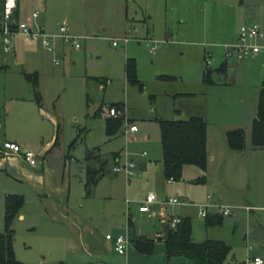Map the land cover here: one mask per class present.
Segmentation results:
<instances>
[{
    "label": "rangeland",
    "instance_id": "374dc122",
    "mask_svg": "<svg viewBox=\"0 0 264 264\" xmlns=\"http://www.w3.org/2000/svg\"><path fill=\"white\" fill-rule=\"evenodd\" d=\"M80 4L83 12L82 0L76 7ZM94 5L93 24L87 40L80 42L77 56L67 46L64 58L53 59L39 48L33 55L22 51L13 55L14 40L20 42L19 50L24 48L18 36L10 39L7 54L0 52V145L17 137L20 150L36 156L38 147L54 134V127L44 122L39 130L36 124L41 119L32 124L26 112H45L58 124L47 163L58 173L64 167L69 181L68 202L81 212L93 214L98 239L108 235L113 240L125 233L129 241L132 233L153 239L156 230L159 233L166 228L164 220L149 219L136 211L138 203L151 193L156 203L153 213L159 212V203L165 198L182 200L181 205L166 206L164 216L187 218L195 244L218 241L228 247L229 254L222 264H244L254 257L264 264V151L251 150L249 145L258 91L264 81V51L241 61L228 58L224 73L215 72L222 62L219 45L226 33L238 27L237 15L242 10L255 12L253 22L264 42V4L251 1L245 5L243 1L238 5L232 0H96ZM123 38L127 40L124 48L118 42ZM112 42L117 45L113 47ZM126 60L133 63L134 82L125 78ZM204 69L211 72L209 84L202 82ZM25 76L35 78L39 105ZM108 109L115 111L114 116L106 115ZM105 117L121 120L120 129L110 141L104 134ZM190 117L201 118L206 125L210 152L206 155L204 183H193L200 177L193 166L183 168L179 181L166 182L160 175L155 119L184 121ZM21 119L26 123L17 126ZM125 120L136 127L135 134L123 135ZM233 129L243 131L241 153L210 163L209 154L215 156L216 148L224 145L225 132ZM95 147L101 161L110 162L109 154L125 152L134 162L143 161L146 170L135 171L127 189L122 174L112 176L117 184L113 194L108 186L111 179L102 178L91 196L85 198L83 157ZM141 152L146 154L143 160L138 157ZM38 163L36 156L35 166ZM7 184L6 177H1V206V191L8 189ZM199 204L208 206L207 218H220L217 225L206 226L207 220L197 216ZM218 206L229 208L230 213L220 216L215 208ZM245 207L250 208L249 214ZM126 213L131 219L129 226H125ZM29 223L27 227L13 220L12 250L21 264H194L179 258L167 261L161 242H154L149 256L137 255L129 242L123 255L104 249L101 256L73 260L72 252L62 242L51 239L42 220L35 218ZM109 244L110 249L112 241Z\"/></svg>",
    "mask_w": 264,
    "mask_h": 264
},
{
    "label": "crops",
    "instance_id": "0c3cea01",
    "mask_svg": "<svg viewBox=\"0 0 264 264\" xmlns=\"http://www.w3.org/2000/svg\"><path fill=\"white\" fill-rule=\"evenodd\" d=\"M215 1L225 2L226 0H215ZM243 1L245 2V5H247L251 1L253 3L264 4V0H243ZM243 1L232 0V3L237 2L238 5H241ZM95 2L96 0H82L83 12H80L82 4H80L78 8L76 7V4L80 3V0H16L14 16L17 22L25 23L28 26H38L48 32L54 31L56 24L58 22H64L67 25L70 32L80 38L79 42L81 41L84 42L85 40H87L86 34L88 30L92 27L93 24L91 23V17L95 15V12L93 11L96 9L94 5ZM126 9L127 8L125 7L124 8L125 12ZM116 11H119V7L118 8L116 7ZM32 12L38 13L37 17L34 19L31 17ZM255 17L256 14L254 11L242 10V12H239V14L237 15L239 21L238 27H234L233 31H231L230 34L226 33V35L223 37L219 45L221 48L220 56L222 62L219 64V66L216 69H218L221 65H224V70H225L226 60L223 57L224 46L230 45L235 42L237 31L241 23L253 22ZM261 40H262V34L260 33V39L258 43L259 44L262 43L261 45H264V42H261ZM23 42L24 43L22 44H24V48L22 47L19 50L21 44L18 40H14L12 47L13 55L18 51H22L25 52L26 54L33 55L35 51L38 50L39 48L43 50L45 53H47V55H50L51 58L54 59L55 56L64 58L65 51H67L66 50L67 48L59 42H55L54 49L52 52H47L38 43H30L25 41ZM126 44L127 42L124 45L123 44L121 45L124 48ZM9 47L11 48L10 45ZM80 49L81 48H79L78 50H72L73 55L77 56L78 53L76 52H79ZM0 52H2V54L4 55L7 54L9 51L7 53H4L0 48ZM1 62L5 63L6 61L4 58H2ZM2 69L3 67H0V70ZM231 72H233V69L230 70V73ZM222 73H224V71L217 74L221 75ZM219 80H222V78H220ZM37 105L39 104L37 103ZM26 113L32 124H35L37 122L36 119L38 118L41 119V123L37 122L36 124L39 130L44 128L43 125L44 122L50 123L54 127V134L51 137H49V139H47L45 143L41 144L38 147L36 151L37 152L36 156L39 160V163L37 166H34L33 168L27 166L19 156L5 152L2 149V144L4 142L13 143L19 147V144L16 142L17 137L4 140L0 145V178L6 177L8 181L7 184L8 189H4V191H1L2 204H3V199L6 195H16V196H20L22 199V206L18 210L17 215L12 219L10 223V229L12 233H13L12 228H13L14 219L16 221H21L23 223H26L27 227H29L30 224L29 222H32L33 219L38 218L40 221L42 220L44 227L47 228V230L49 231L51 239L62 242L64 248L72 252L71 258L73 260H80L83 257L91 258L93 256L96 257L101 256L104 253V249H106V252H110L111 249L113 251L112 238H110V240H105L104 238L98 239L97 231L95 227H93L92 225L94 219L93 214L89 211L81 212L79 211V209L69 204L68 202L69 181H68V175L66 176L65 175L66 172L64 173V167L62 166L61 172L58 173V171L56 170L52 171L50 169L49 164L47 163L46 155L48 154V152H50V149L53 147V145L56 142L58 135V124L54 123V119L45 112H26ZM106 118L107 117H105L104 120ZM25 123L26 122L24 121V119H21V121L16 123V125L22 126ZM135 133L136 132L130 135H133ZM111 138L109 139L107 138L108 139L107 141H110ZM94 149L96 151L88 161H85L83 157V163H84V178L82 182L83 193H84V182L86 178L87 169L93 171L98 168V165L101 164V162L105 161L104 168L108 167V173L104 174L97 181L95 186L91 189L90 194L88 196H84L85 198L91 196V193L93 192V190L95 189V187L101 181L102 178L111 179L112 176L116 177V175H112L109 173V167L112 164L111 160L110 162L109 161L107 162L106 159L101 161L98 148L95 147L92 148L91 150ZM250 149L264 151L259 148H252L251 146ZM208 152L210 151L208 149L207 143H205L206 155L208 154ZM116 153H117V159L119 160L121 159L120 161H122L124 154L126 155V158L133 161L125 152L123 154H121L120 152H116ZM239 153H241V151L234 152L229 150L225 141L224 145L220 144L218 148H216L214 152L215 156L212 155L211 153L209 154V161L210 163H212L214 159L219 157L221 159L228 160V158L231 157V155H238ZM112 154L115 153H111L108 156L110 157ZM140 154H138V157L143 160L146 157V154L145 156H140ZM133 163L135 164V171L137 173L145 172L146 164L143 161L141 162L133 161ZM159 164H160V175L162 177L161 156L159 159ZM185 167L187 166H184L183 168ZM238 169H239V165H238ZM201 175H203L204 177V172L203 174L200 172V176ZM123 179L125 183L124 189H127V186L130 183V177L126 178L123 176ZM108 182H109L108 184L109 193L113 194L112 192L114 191L117 185L116 180L111 179ZM205 198L208 199L209 197L206 196ZM245 212L249 214L250 209ZM2 219H3V206L0 205V233L2 232ZM157 234H158V230H156V232L154 233V238L156 237ZM136 235L139 234L132 233V237ZM13 239H14V235H13ZM111 241H112V248L109 249L110 247L109 243ZM139 256H143V255H139ZM174 258L186 260L180 257H174Z\"/></svg>",
    "mask_w": 264,
    "mask_h": 264
},
{
    "label": "trees",
    "instance_id": "16d2710c",
    "mask_svg": "<svg viewBox=\"0 0 264 264\" xmlns=\"http://www.w3.org/2000/svg\"><path fill=\"white\" fill-rule=\"evenodd\" d=\"M0 0V11L2 6ZM15 13V10H14ZM13 13V19L15 16ZM16 21V20H15ZM224 71V65L215 70L216 73ZM125 78L134 82L133 63L126 60L124 63ZM211 72L204 69L202 72V82L210 83ZM33 88L35 101L38 103L35 78L30 80L24 77ZM158 125V137L161 156V172L165 181L169 179L179 181L181 171L184 166L196 167L202 174L206 165V125L201 118L190 117L184 121L161 120L156 118ZM121 126V120L106 118L104 120V134L106 138L113 137ZM225 141L229 150L239 152L244 147L243 131L233 129L225 132ZM249 143L252 148L264 150V81L261 82L257 96L256 114L251 122ZM96 150L87 151L84 160L88 161ZM117 161V153L111 155V162ZM105 161L98 165L95 170L86 171L84 182V196L90 194L91 189L97 181L108 173L104 168ZM204 182L201 175L193 181L194 184ZM22 206V199L16 195H6L3 199V219L2 232L0 233V264H21L14 259L12 242L13 233L10 229L12 219L17 215ZM206 226L217 225L220 218H204ZM154 242H161L167 260L180 257L192 261L194 264H222L228 255V247L218 241H205L195 244L190 236V223L187 218H181L180 222L173 229L163 228L154 239H147L141 236H133L131 243L135 253L149 256L152 253Z\"/></svg>",
    "mask_w": 264,
    "mask_h": 264
},
{
    "label": "built area",
    "instance_id": "2783aa9c",
    "mask_svg": "<svg viewBox=\"0 0 264 264\" xmlns=\"http://www.w3.org/2000/svg\"><path fill=\"white\" fill-rule=\"evenodd\" d=\"M16 7V0H3L1 11H0V48L4 53H7L10 49V39L14 36L20 37L25 42L38 43L47 52H52L54 49L55 42L61 43L63 46H67L72 50H78L80 48V38L70 32L67 25L64 22H58L55 30L48 32L38 26H28L25 23L17 22L13 19V13ZM38 15L37 12H32L31 17L34 19ZM260 39V30L255 23H241L234 43L224 46V59L233 58L236 61H241L247 56L256 55L260 50L264 51V45L258 43ZM121 44L127 42L126 39H120L118 41ZM112 46H116L115 42L111 43ZM55 61V60H54ZM207 64V62H206ZM115 111L108 109L106 115L109 117L114 116ZM125 127L123 135L128 136L136 132V127L132 124L128 125L127 120L124 121ZM2 149L13 155L19 156L22 161L29 167L33 168L36 163V156L33 152L24 150L13 143L4 142ZM140 156H145L142 152ZM135 172V164L126 158L124 154L122 161L117 159L109 167V173L112 175L122 174L124 177H132ZM167 182H172L170 179ZM125 203H127L125 201ZM184 202L177 198H165L159 203L160 210L158 213L152 212V207L155 203V197L151 193H147L144 198L138 203L137 213L145 216L149 219H162L165 221V227L167 229H173L177 225L181 218L179 217H165L164 210L166 206L181 205ZM207 205L199 204L196 205L197 216L201 219L206 217ZM218 208V214L220 216H227L230 213L229 208L215 207ZM245 211L250 208L245 207ZM131 225V219L128 213H126L125 226ZM105 240H110V236L105 235ZM113 251L118 255H123L125 249L130 242L127 235L116 236L113 240ZM244 264H261L259 258H252L247 260Z\"/></svg>",
    "mask_w": 264,
    "mask_h": 264
}]
</instances>
